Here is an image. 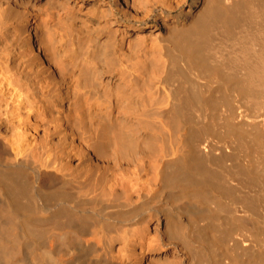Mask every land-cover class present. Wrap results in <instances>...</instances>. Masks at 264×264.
I'll return each instance as SVG.
<instances>
[{
  "label": "bare ground",
  "instance_id": "1",
  "mask_svg": "<svg viewBox=\"0 0 264 264\" xmlns=\"http://www.w3.org/2000/svg\"><path fill=\"white\" fill-rule=\"evenodd\" d=\"M97 2L0 0V264H264V0ZM56 14L159 24L103 69Z\"/></svg>",
  "mask_w": 264,
  "mask_h": 264
},
{
  "label": "rangeland",
  "instance_id": "2",
  "mask_svg": "<svg viewBox=\"0 0 264 264\" xmlns=\"http://www.w3.org/2000/svg\"><path fill=\"white\" fill-rule=\"evenodd\" d=\"M67 1L71 2L72 3V4L70 3L71 5H76V4H81V3L85 4L82 7V11L84 10L87 12H86V15L83 14L81 16L83 18L87 19V18H89V14L96 12V11H94L95 10L94 9V6H95L94 3L97 4L98 3L97 1H100V0L93 1V2L92 1L89 2L88 0L87 1L86 0H67ZM104 1L106 3L102 4V6L106 9H109L110 6H109L108 0L107 1L104 0ZM112 1H113V6L119 7L121 12H124V11L130 12L132 10L131 7L129 8L128 6H126L125 0H112ZM129 1L131 2L132 0H129ZM188 2L193 3V0H188ZM48 3H49V0H47V8H48ZM187 6H189V4H184L183 8L186 9ZM197 7L198 6L195 4L194 8L196 9ZM61 11L60 12L58 11V12L61 15L64 14L63 10H61ZM56 16H57V14L53 18L55 22L52 19L51 28L53 29L52 30V32H54L53 34H55L56 37L62 36L63 40H73L75 43L77 42L78 44H76V45H79L77 47L79 48L80 52L81 51L85 52V53H83V52L82 53H83L84 57H86V59H87V57H89L87 59V62H89L91 60V62H93V64L95 65L96 61L97 62L100 61L101 64L103 65V69H105L106 66L108 67L107 64L109 63V61H114V60L118 61L119 59L125 58L126 55L124 53H132L133 54V61L134 60L136 62H138V61L142 62L144 60L148 61V59L146 57L150 56V54H149L150 52L147 51V49L143 45V41L146 40L147 42H149L152 40V37H153L152 34L154 32H151L150 28L155 29L156 25L159 24V22H157V20H155L157 18V16L155 15V18H152L149 22L144 24V28L139 29L138 31H136V30L134 31V29L131 27L129 29H123L122 30V27L125 26L124 23L114 24L111 21L114 18L110 19L109 21H108V19L102 18L98 23H94V22H96V19H94L95 21H90L89 25H88L89 26V29H88V27H83L85 24L82 23V25H81V22L84 21L83 18H78V19L74 18V20L66 19L65 23L63 24V22L59 18H57L58 16L57 17ZM55 18H57V19H55ZM58 19L60 21H58ZM85 26H87V25H85ZM65 35H66V37H65ZM123 37L125 38L124 40H122ZM128 39H130V40H128ZM114 42H116V43H114ZM138 42H140V48L137 45ZM114 45H116V47ZM102 60H103V62H102ZM106 61H108V62H106ZM104 62H106V63H104ZM141 62H140V64H141ZM93 64L91 65L90 63H88V66L91 65L90 67L92 68L91 69L89 67L90 71H93V69H94ZM110 64H112V63H110ZM140 64H138V63L136 64L137 68L143 69V67H142L143 65H140ZM177 202H179V200L176 201V203ZM152 227L153 228L157 227L156 221L152 224Z\"/></svg>",
  "mask_w": 264,
  "mask_h": 264
}]
</instances>
